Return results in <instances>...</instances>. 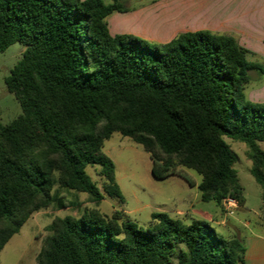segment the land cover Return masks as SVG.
<instances>
[{
	"label": "trees",
	"instance_id": "1",
	"mask_svg": "<svg viewBox=\"0 0 264 264\" xmlns=\"http://www.w3.org/2000/svg\"><path fill=\"white\" fill-rule=\"evenodd\" d=\"M129 10L125 0H0V53L25 46L5 78L22 112L0 124V256L35 212L55 207L78 215L53 219L37 264H245L244 242L206 220L155 212L144 230L54 192L124 200L103 150L120 133L149 154L154 178L195 186L181 172L194 170L203 202L232 197L241 211L229 138L247 145L264 202V103L245 93L264 66L233 36L207 30L164 44L111 35L107 17ZM88 167L99 168L102 188Z\"/></svg>",
	"mask_w": 264,
	"mask_h": 264
},
{
	"label": "rangeland",
	"instance_id": "2",
	"mask_svg": "<svg viewBox=\"0 0 264 264\" xmlns=\"http://www.w3.org/2000/svg\"><path fill=\"white\" fill-rule=\"evenodd\" d=\"M105 2L110 3V0ZM248 3L261 16L264 14V0H248ZM262 40L256 37L237 39L241 46L249 50L248 59L264 66V39ZM24 50L25 46L16 42L5 52L0 53V124H8L22 112L19 102L7 90L5 78L21 59ZM251 79L245 90L247 97L254 102L264 103V75L251 72ZM226 141L236 153L234 168L237 170L239 183L246 199L245 208L241 211L237 210L233 216H227L223 206L215 202H203L198 187L190 186L179 176H171L164 180L154 178L153 163L149 154L140 145L120 133H113L110 139L105 141L103 150L116 166V180L124 200L106 195L99 203H92L86 193H76L58 186L54 188V192L57 191L67 199L77 197L83 206L98 208L107 215L121 211L127 219L144 230L150 227L152 213H168L173 218H179L174 210L178 208L185 210L193 205V211L197 215L194 216L195 218H199L203 212H217L221 220L229 219L235 225L234 217H237L242 221H250L251 229L255 232L263 231L262 187L251 174L252 162L248 158V147L245 143L229 138H226ZM259 145L264 151V142H260ZM98 171V167L87 169L92 179L102 188L104 181ZM181 172L188 175L195 185L201 182V176L196 171L184 168ZM67 215L76 216L78 211L73 208L58 210L50 207L35 212L22 226L20 232L6 244L1 252L0 264H37V256L41 251L43 240L49 234V225L54 218ZM210 223L214 228L220 229L214 221ZM242 232L249 233L250 230L242 229Z\"/></svg>",
	"mask_w": 264,
	"mask_h": 264
},
{
	"label": "crops",
	"instance_id": "3",
	"mask_svg": "<svg viewBox=\"0 0 264 264\" xmlns=\"http://www.w3.org/2000/svg\"><path fill=\"white\" fill-rule=\"evenodd\" d=\"M125 4L129 11L114 12L107 17L108 29L113 36L131 35L150 43L164 44L181 33L207 30L236 39H264V14L261 16L248 0H125ZM193 209L191 205L184 211L178 208L173 212L187 221H214L220 227L217 229L220 233L236 236L244 242L245 264H264V229L255 232L250 221L237 217H234V225L229 219H219L221 216L217 212H203L195 218ZM242 229L250 232L243 233Z\"/></svg>",
	"mask_w": 264,
	"mask_h": 264
},
{
	"label": "built area",
	"instance_id": "4",
	"mask_svg": "<svg viewBox=\"0 0 264 264\" xmlns=\"http://www.w3.org/2000/svg\"><path fill=\"white\" fill-rule=\"evenodd\" d=\"M222 206L227 216H233L238 210V202L232 197L225 198L222 201Z\"/></svg>",
	"mask_w": 264,
	"mask_h": 264
},
{
	"label": "water",
	"instance_id": "5",
	"mask_svg": "<svg viewBox=\"0 0 264 264\" xmlns=\"http://www.w3.org/2000/svg\"><path fill=\"white\" fill-rule=\"evenodd\" d=\"M228 225L231 226V227H233L229 222H228Z\"/></svg>",
	"mask_w": 264,
	"mask_h": 264
}]
</instances>
